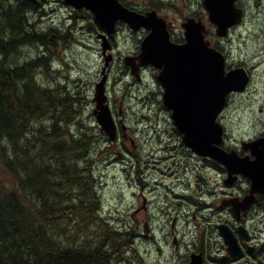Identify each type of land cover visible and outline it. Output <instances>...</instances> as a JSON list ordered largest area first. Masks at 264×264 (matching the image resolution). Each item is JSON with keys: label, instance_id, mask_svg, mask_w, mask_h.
I'll return each instance as SVG.
<instances>
[{"label": "rangeland", "instance_id": "obj_1", "mask_svg": "<svg viewBox=\"0 0 264 264\" xmlns=\"http://www.w3.org/2000/svg\"><path fill=\"white\" fill-rule=\"evenodd\" d=\"M124 1L141 10L147 9L150 4V0ZM152 1L158 4L159 0ZM161 1L163 5L159 13L174 21V38L183 37L184 30L181 25V17L167 6L168 1L178 3L185 8L187 13H196L197 16L202 17L212 31L209 39L213 43L218 42L215 28L207 18L203 0ZM244 2L247 5L248 14L243 24L231 30L230 35L221 43V50L228 54L230 64L250 68L253 74L251 84L246 92L230 96L229 104L224 110L223 121L224 123L227 122L225 125L230 136L232 132L228 125H234L237 130L245 125L253 129L257 125L264 127V0H244ZM70 12L74 11L70 6L64 4L63 0H48L39 10H34L32 22L41 32L52 33L53 30L51 29L61 32V27L64 29L69 27L74 30L73 34L66 38L70 44L68 43L66 46L62 44L63 49L59 47L53 54V70L50 69V74L43 77L47 84L64 83L71 93H75L76 96L84 99L83 112L77 115L78 119L76 115L73 117L76 119L72 122V127L74 131H81L83 126L92 128L91 133L95 135L89 161H92L91 172L95 178L101 216L117 228L137 229L133 244L135 249L125 252L122 257L123 264H183L184 252L182 255L175 253L171 238L169 243H166L164 241L165 233L158 227L164 229L163 222H165L168 225L167 230L170 231L173 217L168 213L165 214L168 207L167 200L169 202H172L173 199L179 200L171 194L170 187L174 185V175L168 174L170 168L165 171L163 169V166L168 162V160H163L167 151L161 150L157 158V156H146L139 148L141 145H146L144 148L146 151L152 146H155L154 149L161 148L165 146V142L171 139L172 129L170 127L173 122L170 111L162 109V87L156 80L158 71L154 67L148 69L142 75L143 80L138 82L132 74H124L125 69L122 68L125 65L124 57L134 55L136 51L140 50L144 34L133 32L126 24L120 26L115 39L116 46L111 53L114 55V61L112 62L113 59L109 60V64L105 67L106 60L101 55L103 51L102 41L97 39L92 29L96 26L94 17L87 14V16L75 21L74 18L70 17ZM62 34H64V30ZM44 49L27 45L20 50L19 53L22 57L20 59L37 57L42 54ZM110 65L113 70L112 72L110 70L109 77L107 69ZM101 70L103 71L101 78L105 72L107 79H110L108 91L111 99L116 101L117 107L120 99H124L126 103L123 109L125 113L123 120L124 124L128 126L113 143L106 140L103 134H100L99 125L92 114L94 86L96 80L98 81L100 78ZM135 82L136 86L133 85ZM150 124H156L159 131H155L154 128H144L145 125ZM167 127L171 131H165ZM149 129L151 131H148ZM245 135L247 134L245 133ZM242 138L237 139L241 140ZM144 140H147V144L143 143ZM131 152L136 155L137 153L144 155V161L147 158L150 160L144 165L143 161L140 162L142 159L136 157L132 159ZM187 169L193 179L194 176L199 178L203 176L207 178V181H212L214 185H221L217 189L213 188V194H210V183L205 186L203 182L202 189H199L201 195L198 193L199 198L204 197L205 201L203 202L205 203L215 201L216 207L221 198L220 194L225 189L222 177L212 171L202 170L201 165L199 169H193L191 166ZM182 185L183 183L178 185V188H181ZM191 185L193 186V181ZM216 191L217 193H215ZM214 194L216 195L215 200L212 198ZM151 200L153 201V208L151 207ZM195 209L196 205L192 204L190 213ZM206 211L209 212L211 218L215 214L216 218L213 223L217 222L218 212L215 208L212 210L200 208L197 211L198 216L202 213L205 216ZM147 213L153 217L150 223L152 228L150 236H154L152 239L143 236V224ZM173 214L176 215L174 212ZM198 216L197 222L200 223V226H208L207 219ZM187 217L180 216L177 221V227L187 232L188 236L184 235L186 240L189 239L190 231L199 227L195 223L196 221L188 222L185 219ZM206 229L213 238L218 236V232L211 229V225Z\"/></svg>", "mask_w": 264, "mask_h": 264}, {"label": "trees", "instance_id": "obj_2", "mask_svg": "<svg viewBox=\"0 0 264 264\" xmlns=\"http://www.w3.org/2000/svg\"><path fill=\"white\" fill-rule=\"evenodd\" d=\"M34 10L29 0H0V264H123L137 229L101 216L95 135L72 127L84 99L43 77L71 33L39 31ZM27 45L45 49L20 59Z\"/></svg>", "mask_w": 264, "mask_h": 264}, {"label": "water", "instance_id": "obj_3", "mask_svg": "<svg viewBox=\"0 0 264 264\" xmlns=\"http://www.w3.org/2000/svg\"><path fill=\"white\" fill-rule=\"evenodd\" d=\"M40 5V0H29ZM237 0H204L211 23L216 25L220 37H226L232 27L242 21L243 10L236 5ZM75 8H87L94 13L96 21L109 35L116 32L119 21H125L134 30L142 28L148 34L141 42L137 55L125 58L132 66V72L139 77L141 66L152 65L160 69L158 81L164 88L163 98L172 111V118L183 133L184 142L202 156H210L227 168L230 177L242 174L252 180L253 192L264 193V138L244 144L252 149L255 159L240 157L236 151L221 147L225 133L218 117L227 105L228 95L233 91H243L250 79L245 68L227 70L226 56L206 39L209 32L202 18L187 16L182 26L184 42L172 39L170 27L165 17L157 10L145 13L127 7L121 0H65ZM181 15L184 12L175 4H169ZM103 44L104 52L111 49L107 35ZM111 55L108 56V60ZM107 78L97 83L94 101L97 107L94 114L101 124L102 131L111 138L115 131V121L106 103ZM212 115V121H211ZM261 146V148H260ZM231 180V179H230ZM228 250L235 252L237 242L234 233L227 225H218ZM145 233L149 228L145 225ZM201 255L194 254L190 264H201Z\"/></svg>", "mask_w": 264, "mask_h": 264}, {"label": "flooded vegetation", "instance_id": "obj_4", "mask_svg": "<svg viewBox=\"0 0 264 264\" xmlns=\"http://www.w3.org/2000/svg\"><path fill=\"white\" fill-rule=\"evenodd\" d=\"M47 1L48 0H42L41 6L44 4V2L46 3ZM237 5L238 7L243 8L244 15L246 18L248 14V10L244 0H238ZM72 10L74 12H70V17L74 18L75 21H78L84 16H87V14L81 13V11H83L82 9L75 10L72 8ZM122 25L124 24L121 23L120 26ZM92 29L94 30L97 39L102 41L103 39L99 38V35L103 32L102 28L96 23V26H94ZM63 30H64V34H62ZM67 31L73 34L74 30L69 27L67 29L61 27V35H65ZM140 32H143L145 34L144 30ZM117 33L113 36H110L114 49L116 46L115 39ZM179 40L183 41V38L181 37ZM221 43H222V39H218V42L215 43L219 49H222ZM136 53L137 51L134 54ZM101 55L103 58H105V54L103 51L101 52ZM113 61L114 59L112 60V62ZM105 67H106V63H105ZM122 68L123 69L126 68L127 73L131 74L132 72L131 67L126 66L125 64ZM151 68L152 66L141 67V74L143 75L145 71ZM110 70L111 72L113 70V67H111V65L107 69L108 72L107 74L109 75V77L111 74ZM102 74L103 71L101 70L99 80L101 79ZM142 80L143 78L140 79V81ZM156 80H157V75H156ZM98 81L96 80L95 84ZM108 81H110V79H108ZM158 84L161 85L159 82ZM133 85L136 86V82ZM109 86H110V82H109ZM162 93H163V88H162ZM154 95H156L155 92ZM232 95L233 94H231L230 96ZM109 104L111 106L113 115L117 123L116 137L118 138L120 137L121 132L124 129H126L128 126L127 124H124V120H123V118L125 117V113L123 109L126 103L124 99H120L119 106L117 107L116 101L112 100L109 95ZM162 106H163L162 109L167 110L163 102H162ZM223 116L220 117V119L224 123ZM144 128H154L155 131H159V129H157L158 126L156 124L145 125ZM170 128L172 129V131L170 130ZM170 128L168 127L165 128V131H171L170 134L171 139L164 143L165 146L156 149H154L155 146H152L148 151L144 150L146 145L140 146L141 152H143L146 156L150 155V157L157 156L158 158V154L159 152H161V150L167 151V153H165L164 155L163 160H168V162L163 166V169L165 171L167 168H170L168 174L174 175L175 177L173 183L174 185L170 187L171 194H173V196L179 200L177 201L176 199H173L172 202H169V200H167V206H168L167 212L165 211V214L168 213L173 217L171 223V229L170 231L167 230L168 225L163 221L162 222L164 223V229L158 226L165 233L164 241L166 243H169V239L171 238L172 243L174 244L175 247V253L182 255V252H184L182 258L183 264H190L194 254H200L202 256V261H203L202 264H264V236H263L264 235V193L258 191L253 192L252 182L248 177H245L241 174H236L233 177H228L229 175H227L228 172L226 168L222 165H219V167L222 169L223 172H225L227 176L224 178L225 189L222 191V196L218 200L219 202L218 205L215 207L216 205L215 201H212L210 204L204 203V205H202L200 203L198 205V202L195 200L194 197L195 190L193 189L191 183L192 181H198L197 182L198 188L202 189L203 187L202 183L206 180V178L203 176L202 178L194 176L193 179L190 176V171L188 169L187 171L186 168H189V166H191L194 169L195 160H198V163L202 166L204 165L206 166L207 164H209L211 160L210 158L205 159V157L195 154L191 148L185 146L182 140V135L175 128V126L172 125ZM148 131H151V129H149ZM157 136L160 135L157 134ZM257 138H264V132L255 134L254 136L247 137V139L242 138L241 140H239L236 137H233V135L230 136V132L226 128L223 147L227 150H235L240 156H248L249 158L254 159L255 155L253 154L252 149L248 148V146L247 147L244 146V144L251 142ZM146 141L144 140L143 143L147 144ZM133 145L135 146L134 142ZM263 149H264V145H263ZM131 154L132 157H136L135 156L136 154L134 152H131ZM143 156L144 155H142L141 153H138L136 158L142 159L140 160V162L142 163L143 161V164L146 165L145 162L149 161L150 159L147 158L146 161H144ZM163 163L165 162L163 161ZM191 171L193 172V170ZM182 183L183 185L181 186V188H178V185ZM204 184L206 186L208 182H205ZM212 198L213 200H215L216 196L215 197L213 196ZM150 202H151V207L153 208V201L151 200ZM192 204L196 205V209L193 210L192 213H190ZM201 205L204 207L205 210L208 208L209 210H212V208H215V210H217L218 212L217 222L213 223V220L216 218V215L214 214L212 216L213 218H211L209 217L210 214L207 211L206 212L208 214L209 221L207 219L206 212H205V216L203 213L199 214L200 216H198L197 211H199ZM173 212L176 213V215H174ZM183 215L185 217L188 216L187 218H185L188 222L196 221L195 223L197 224V226H199L195 230L190 231L189 239L187 240L184 237V235L188 236L187 232L177 227V221L179 217ZM197 216L199 218L200 217L206 218L208 221V226L204 225L201 227L200 223L197 222L198 219ZM152 219L153 217L152 216L150 217L149 214L147 213L144 225H147L150 231L152 229L150 226ZM219 223L227 224L236 235L237 237L236 240L238 245V253L236 256H232L230 254L228 250V246L225 244L224 239H222L218 233H217L218 236L216 238H213L209 234L208 229H206L209 227V225H211V229H213L214 231L216 230L218 232L216 225ZM143 236L149 239L154 238V236H150V234H146V233H144ZM155 241L157 242L156 239Z\"/></svg>", "mask_w": 264, "mask_h": 264}, {"label": "clouds", "instance_id": "obj_5", "mask_svg": "<svg viewBox=\"0 0 264 264\" xmlns=\"http://www.w3.org/2000/svg\"><path fill=\"white\" fill-rule=\"evenodd\" d=\"M211 121H212V115H211ZM227 125V122H225ZM230 131L232 132L233 137H243L247 138L248 136H251L253 134H258L261 132H264V127H261L260 125H257L254 129L248 125H245L241 127L239 130L236 129L234 125H228ZM245 133L247 135H245Z\"/></svg>", "mask_w": 264, "mask_h": 264}, {"label": "bare ground", "instance_id": "obj_6", "mask_svg": "<svg viewBox=\"0 0 264 264\" xmlns=\"http://www.w3.org/2000/svg\"><path fill=\"white\" fill-rule=\"evenodd\" d=\"M47 20V19H46Z\"/></svg>", "mask_w": 264, "mask_h": 264}]
</instances>
